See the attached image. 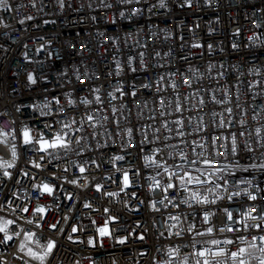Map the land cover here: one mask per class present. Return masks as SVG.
Masks as SVG:
<instances>
[{"label": "built area", "instance_id": "built-area-1", "mask_svg": "<svg viewBox=\"0 0 264 264\" xmlns=\"http://www.w3.org/2000/svg\"><path fill=\"white\" fill-rule=\"evenodd\" d=\"M5 2L12 5V10L0 7V127L11 128L12 121L16 122V128L23 123L36 126L37 120L52 122L51 116L39 117L28 106L53 97H59L61 104L66 105V93L72 94L75 108L65 107L62 111L69 119L75 117L82 123L74 125L70 132L73 143L67 154L63 150L53 151L57 159H50L44 153L45 160H40L41 154L17 142L16 167L7 169L13 173L12 178L5 177V169L0 168V216L15 218L19 227L37 232L42 241L44 238L57 240L59 246L50 258L51 264H162L167 260L181 264L184 256H189L190 264H194L192 254L205 246L202 239L209 237L187 232L192 223L187 214L179 223L169 219V215H181L188 209V205L179 209L174 206L183 199L182 190L166 194L173 203L164 208L159 203L163 199L160 189H149L152 181L146 177L155 175V171L144 167L143 156L160 148L163 151L157 154L158 159L172 164L175 156V163L180 164L182 151L189 160H197L195 165L183 162L184 168L194 176L199 175L196 168L203 170L207 165L198 159V154L210 155L211 136H229L240 129L245 132L238 137L241 149L247 141L254 151H240L224 163L239 164V168L233 169L236 178L251 180L253 186L236 184L229 178V191L249 187L250 191L260 193L264 188V170L250 166L264 164V146H261L264 131L260 138L256 136V128L264 129V44L261 43L264 27H255L256 23L264 22V0H211L210 5L206 0H192L191 7L183 0H165V7L159 6V0H140L131 5L120 0H63V7L60 0H35V7L32 0ZM106 4L112 7L107 8ZM134 8L142 9L141 13L130 15ZM121 11L125 16H120ZM29 16L32 19H27ZM249 36L255 39L249 40ZM233 44L239 47L234 49ZM129 57L135 58L131 64ZM117 64L121 69L119 75ZM29 74L37 79L36 84L28 81ZM184 77L191 79V88L183 83ZM80 80L85 83H79ZM145 84L151 87L145 88ZM117 88H122L123 93ZM225 90L231 96V103H215L212 97L223 100ZM132 91H136L135 97ZM96 95L102 103L96 102ZM85 98L92 103L83 104ZM201 98L205 101L203 105L198 103ZM177 100L182 106L180 112L175 111ZM226 107L233 109L231 114L225 111ZM113 108L117 109L115 113ZM51 111H57L54 103ZM160 112L165 115L160 116ZM89 115L93 116L92 121L87 119ZM221 119L232 121L231 126L225 123L223 128L217 127ZM240 119L246 123L240 125ZM176 120L183 122V137L177 135L181 125L173 123ZM165 122L167 128L162 127ZM129 128L133 130L131 140L127 134ZM198 128L201 130L197 131ZM145 133L143 152L136 147H125L145 140ZM80 137L81 143H75V138ZM153 140L154 143L148 142ZM220 151L225 150L220 148ZM117 155L125 159L113 162ZM0 159L11 160L10 145H0ZM31 161L41 164L42 168L34 167ZM78 165L86 171L80 173ZM116 168L128 170L133 181L132 187L123 192L120 191L122 172H116ZM136 169H140V176H132ZM22 172H28L29 177H23ZM158 179L168 177L163 175ZM72 180L77 183H70ZM43 183L54 186V195L42 194L34 187ZM97 184L103 185L99 191ZM200 190L206 191V188ZM133 191L136 197L131 195ZM109 192L118 195L110 197ZM69 195L71 200L67 198ZM260 197L255 203L247 201L246 206L252 205L259 211L264 193ZM236 199L239 203L225 200L218 204L229 210L245 204L244 197ZM153 200L159 212L151 208ZM8 201H12L11 208ZM38 204L48 206L47 224L60 222L57 230L48 228L31 213L15 210L18 206L35 208ZM85 204L91 207L86 208ZM106 208L110 211L105 212ZM211 210L218 211L215 206ZM109 215L119 220L118 223L110 221L113 237L102 238L103 246L98 243L93 248L87 239L92 236L101 239L96 228L103 226ZM191 215L195 217V213ZM27 219L37 220L43 227L27 225ZM73 226L79 229L77 233H71ZM196 227L204 230L199 220ZM180 230L182 235H175ZM141 233L146 237L143 241L137 238ZM69 234L85 242L72 243L67 239ZM252 234H257V230ZM125 235L128 241L123 245L117 243V238ZM213 235L217 239L234 237L233 233ZM194 241L201 243L193 247ZM18 245L19 239L15 237L7 246L0 245V264H23ZM176 247L180 248L179 256L169 255L168 249Z\"/></svg>", "mask_w": 264, "mask_h": 264}, {"label": "snow or ice", "instance_id": "snow-or-ice-1", "mask_svg": "<svg viewBox=\"0 0 264 264\" xmlns=\"http://www.w3.org/2000/svg\"><path fill=\"white\" fill-rule=\"evenodd\" d=\"M140 0H120V3L131 5L133 3H139ZM207 3H211V0H206ZM183 3L192 6V0H183ZM33 7H35V0H32ZM61 7H63V0H60ZM159 6L165 7V0H159ZM183 6V5H182ZM0 7H4L7 10H12V5L5 2V0H0ZM105 7L111 8V4H106ZM142 9L134 8L131 10L130 15L136 16L141 13ZM120 16H125V12L121 11ZM27 19H32L31 16L27 17ZM95 19V17H93ZM23 23V21H21ZM47 23V21H45ZM256 28L264 27V22L256 23ZM239 29L236 30L237 34L239 33ZM249 40H254L253 36L248 37ZM264 44V41H261ZM194 47H201V45H194ZM232 47L234 49L238 48V44H233ZM43 48V45H41ZM209 50H211L212 45H208ZM39 51V49H37ZM25 58H27V53L24 54ZM51 55V53H49ZM143 54L141 53V56ZM134 57H129V64L134 60ZM141 64H143V60H141ZM222 67V66H221ZM120 65L117 64V75L120 74ZM132 71H136L135 68L131 69ZM78 75V74H77ZM223 75V73H220ZM28 81L31 84H36L37 79L29 74L27 77ZM163 79V77H161ZM79 83L84 84L83 80H80ZM183 83L191 88L192 81L188 77H184ZM135 88V85H132ZM145 88H150V84H145ZM251 87V85H249ZM172 88L175 89L176 85L173 83ZM94 92H99V89H93ZM118 92L123 93L122 88H117ZM160 91V89H157ZM71 93H66L65 96L67 98V103L61 104L59 97H53L51 100H46L42 103H33L29 105L34 112H38L39 117H52V122H40L37 120L35 122L36 126H32L29 123H23L19 128L15 127V121H12L11 128H2L0 127V145L9 146L10 145V154L11 160L5 161L0 159V168L5 169L3 175L12 178L13 173L8 171L7 169H12L16 167V161L19 158L18 150H17V142L21 143L24 146H29L36 153L41 154L40 160H45L44 153H47L50 159H57L53 155V151L63 150L65 154L71 149V145L73 143L72 139H69L70 132L74 130V125L77 123H82L81 121H77L75 117L68 118L66 113L62 111L65 107L69 110L75 108V100L71 98ZM111 95V93H110ZM131 95L135 97L137 95L136 91H132ZM116 97L113 96V99ZM239 97L237 96V99ZM95 100L97 103H102L101 97L96 95ZM212 100L217 104H229L231 103V96L225 90V97L223 100H217L215 96L212 97ZM53 103L57 107V111L53 113L51 108ZM82 103L87 105L92 102L87 100L86 98L82 100ZM198 103L203 105L205 103L204 99L201 98ZM161 107L164 106V100H160ZM239 107V105H237ZM21 109L18 107L17 111L19 112ZM182 110V106L177 100L175 105V111L180 112ZM117 109L113 108V112L115 113ZM225 111L229 114L232 113L233 109L231 107H226ZM164 112H160V116H164ZM213 115H217L213 113ZM64 117L63 119H56V117ZM89 121L93 120V116H87ZM107 119V117L105 118ZM150 119H155V117H150ZM201 122L203 121V117L200 118ZM255 119V116L253 117ZM175 124L181 125V130L177 132V135L183 137L185 135L183 129V122L181 120L173 121ZM225 123L231 126L232 121H225L221 119L217 127L223 128ZM246 121L244 119L239 120L240 125H244ZM118 124V121H117ZM151 127V125H149ZM162 127L167 128V122H165ZM201 129H197L200 131ZM157 132L160 129H156ZM172 130L169 129V132ZM264 131L262 128H256V136L260 138L261 132ZM127 134L129 140H131L133 135V130L131 128L127 129ZM95 135V134H93ZM245 132L237 129V132L230 133L229 136H211L209 141V147L212 150L210 155L207 157L203 156V153L198 154V159L202 160V163L207 165V168L201 170L200 168H196V171L199 175H192V172L188 169L184 168V163L187 162L191 165H195L197 160H189V157L184 153H179V159L181 161L180 164L175 163L176 157L173 156V163L169 164L166 160L158 159L157 154L162 152L163 150L160 148H154L151 150V153L143 156L144 167L148 169H152L155 171V175H151L146 177V179H150L152 183L149 185V189L151 191H155V189H160V194L163 197L159 201V203L167 208L169 204H172V199H169L170 191L182 190L180 192V196L183 197L182 200H178V202L174 205L176 208H181L182 205H188V209L185 212H182L181 215H169V219L176 221L179 223L182 219V216L188 215L189 219L192 220V223L188 226L187 232L191 233L195 231L196 236L204 238L209 237L208 239H202L203 247L196 250L192 255L194 257V264H264V200H261L259 211H257L256 207L252 205H247V201H251L253 203L257 202L260 199V193H264V188L260 189V193H254L249 190V187L253 186V182L251 180L237 179L235 176V172H233L234 168H239V164H231L224 163L227 161L229 157H235L239 155L240 151L245 153H252L254 149L249 145L247 141L244 142L243 148L241 149L240 144L238 143V137L244 136ZM158 140L159 137H156ZM230 139V144H229ZM82 137L75 138V143L80 144ZM147 140V134L145 133V140L139 141L136 145L129 144L125 147H136L140 152L144 151L143 145ZM149 143H154L153 141H148ZM163 142V141H161ZM264 146V145H261ZM167 147V145H166ZM201 148L204 145H200ZM220 148H224L225 151H220ZM168 155H172V153H168ZM125 157L123 155H117L113 157L114 161H123ZM95 163V161H92ZM34 167L42 168V165L36 163L35 161H31ZM253 168L259 167L264 170V164L250 165ZM80 173H84L86 169L83 166H79ZM99 167V165H97ZM174 168H179L180 171H174ZM162 169V171H161ZM66 170V169H65ZM116 172H122V177L120 178V191L123 192L126 189L132 187V179L130 178L129 171L123 170L120 168L115 169ZM247 171V168L244 169ZM225 173L229 175L226 176ZM54 175V174H53ZM140 169H136L132 176H140ZM166 175L168 177L167 180L158 179V177H162ZM23 177H29L28 172H22ZM202 176H206L207 179H202ZM220 180L222 183H216V180L213 178ZM229 178L233 179L236 184H244L249 187H245L240 191H229ZM110 180L113 177H109ZM70 183H77L76 180L69 181ZM115 182V181H114ZM191 185L197 186L195 189L190 187ZM38 190L41 191L42 194L46 193L48 195H54V186L43 183L42 185H34ZM103 185L97 184L96 188L99 191ZM259 187V186H256ZM201 188H206V191H201ZM222 189L223 191H218ZM108 196H115L118 193L109 192ZM133 197L137 196L135 191L131 192ZM238 197L245 198V204H240L238 209L229 210L228 207H221L218 204V201H230L233 203H239L236 199ZM71 200V195L67 197ZM167 201V203H165ZM141 204L144 201H140ZM195 205V207H194ZM8 206L11 208L12 201H8ZM211 206H215L218 211H212ZM84 207L90 208V204H85ZM151 208L159 212L160 209L156 206V201L153 200L151 202ZM16 211L21 212L22 214L31 213L32 216L39 217L40 221H43L44 224H47L46 213L48 210V206L37 205L35 208H29L28 206H18ZM105 212H109V209H104ZM218 212L220 215L218 216ZM191 213H195V217L191 215ZM202 213V216H201ZM199 220V223L204 227V230L201 231L196 227V222ZM110 221L118 223V217L109 215L108 219L105 220L103 226H99L96 228V233H98L100 240H98L95 236L89 237L87 239V244L91 245L93 248L97 246L99 243L100 246H103L102 238L105 237H113V231L110 228ZM27 225H35L38 229L43 227L37 220L27 219L25 221ZM59 221L51 224H47V227L52 230H57ZM93 225L96 224V221H92ZM139 226V225H138ZM253 230H257V234L253 235ZM59 231L63 232V229H59ZM79 229L75 226L72 227L71 233H77ZM214 233H233V238L217 239L213 234ZM248 233V235H245ZM0 234H2V238H0V245L7 246L9 242L14 240L15 238L19 239L18 252L21 253L19 259L23 262V264H51L50 258L55 255L56 249L58 248V242L55 239L44 238L43 241L37 237V232L27 230L23 227H19L17 225V220L15 218L8 219L3 216H0ZM162 236L163 233H160ZM175 235H182V230L177 231ZM249 236L251 239L249 240ZM22 237V238H21ZM115 238V237H114ZM138 240L143 241L146 239L143 233L139 234L137 237ZM68 241L72 243H84V240H75L72 234L67 236ZM129 237L127 235L117 238V243L125 244L128 241ZM196 243H201V241H194L193 247H195ZM234 247L235 250H232ZM169 255L179 256L180 248H170L168 249ZM79 264V262H77ZM162 264H173L172 260H167L162 262ZM181 264H190L189 256H184Z\"/></svg>", "mask_w": 264, "mask_h": 264}]
</instances>
